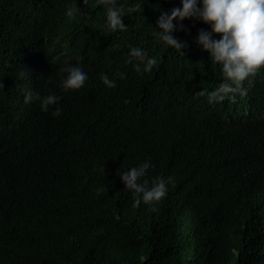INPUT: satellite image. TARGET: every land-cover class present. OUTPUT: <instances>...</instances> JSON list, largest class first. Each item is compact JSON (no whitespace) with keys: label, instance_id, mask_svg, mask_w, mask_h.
Instances as JSON below:
<instances>
[{"label":"trees","instance_id":"obj_1","mask_svg":"<svg viewBox=\"0 0 264 264\" xmlns=\"http://www.w3.org/2000/svg\"><path fill=\"white\" fill-rule=\"evenodd\" d=\"M118 3L127 28L112 32L96 0H0V264H264V69L209 104L194 93L224 82L195 43L210 25L173 21L182 55L156 35L181 0ZM131 47L157 65L137 73ZM69 57L88 79L65 92ZM25 89L62 99L44 112ZM146 160L150 185L174 183L133 207L119 175Z\"/></svg>","mask_w":264,"mask_h":264},{"label":"clouds","instance_id":"obj_2","mask_svg":"<svg viewBox=\"0 0 264 264\" xmlns=\"http://www.w3.org/2000/svg\"><path fill=\"white\" fill-rule=\"evenodd\" d=\"M87 5L88 0H83ZM98 6H104L107 10V27L116 32L124 31L127 25L123 23L125 16L124 7L118 0H96ZM181 7H174L169 12L161 11L157 19L156 27L160 30L156 35L159 39L171 48L180 51L187 47L186 42L179 41L171 34L176 30L174 20L183 21L185 19L202 21L210 25L211 30H198L195 43L203 51L209 53V58L221 66L224 82L215 90L207 91L203 89L195 92L197 97L205 96L209 104H216L226 99L235 102L236 97H243L247 94L244 82L248 81L251 87L253 81L250 77H255L257 73L264 69V0H181ZM140 8L137 4L135 8H128L131 13ZM81 12L79 8H69L67 16L74 18ZM180 30H184L183 24ZM213 34H218L219 39H214ZM67 56V53H62ZM59 56L53 57L50 63H55ZM64 61V67L60 69L67 75L62 79L61 88L67 92L82 88L88 79V75L78 64H70L69 60ZM81 60L83 57L80 58ZM135 63L134 68L137 73L150 72L157 65L155 57H149L147 52L139 47H131L128 63ZM143 65V67H142ZM102 83L108 88L116 87L114 80L107 74H99ZM119 79H125V74L117 72ZM0 86H3L0 83ZM24 102H40L42 111L47 112L49 107L57 105L62 97L56 94H49L43 97L39 93H34L30 89L24 90ZM63 109L56 107L52 112L53 116H60ZM153 167L149 161H145L138 166L122 172L119 176L124 183V188L130 191L133 196V207H139L141 203L152 205L166 197L169 183H174L171 176L168 178L156 177L151 181L145 177L149 168ZM155 210V209H153Z\"/></svg>","mask_w":264,"mask_h":264}]
</instances>
